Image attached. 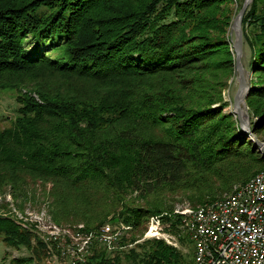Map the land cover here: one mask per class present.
Masks as SVG:
<instances>
[{
  "label": "trees",
  "instance_id": "trees-1",
  "mask_svg": "<svg viewBox=\"0 0 264 264\" xmlns=\"http://www.w3.org/2000/svg\"><path fill=\"white\" fill-rule=\"evenodd\" d=\"M231 2L0 0V102L10 91L18 104L0 130V238L33 253L13 264H42L48 255L34 229L6 213V194L26 199L32 183L51 185L59 225L83 221L82 230L109 233V218L124 221V247L152 215L166 213L163 229L192 246L172 200L211 204L264 169V154L223 96L236 71ZM243 33L252 73L246 102L260 138L264 0L252 1ZM102 248L90 262L192 263L163 239L112 256Z\"/></svg>",
  "mask_w": 264,
  "mask_h": 264
},
{
  "label": "built area",
  "instance_id": "built-area-1",
  "mask_svg": "<svg viewBox=\"0 0 264 264\" xmlns=\"http://www.w3.org/2000/svg\"><path fill=\"white\" fill-rule=\"evenodd\" d=\"M128 225L124 221L109 220L102 229ZM46 228L49 234H43L42 240L50 241V246L64 235L50 225ZM181 228L194 240L192 264H264V174L253 182L252 187L238 192L237 198L220 207L215 220L206 221L205 209L203 212H191L181 216ZM82 235L91 234L85 230L75 231L74 242H68L67 247L64 244L62 254L67 256V264H94L90 258H86V251L73 250V243H80ZM97 241L98 237L92 236L86 250H95ZM175 243L180 244L179 241ZM107 245V254L113 255L112 245L116 243ZM48 251L52 260L58 258L52 246Z\"/></svg>",
  "mask_w": 264,
  "mask_h": 264
},
{
  "label": "rangeland",
  "instance_id": "rangeland-1",
  "mask_svg": "<svg viewBox=\"0 0 264 264\" xmlns=\"http://www.w3.org/2000/svg\"><path fill=\"white\" fill-rule=\"evenodd\" d=\"M244 3H245V0H232L231 5H230L231 6V13H232V20H231V23H230V26L228 29L227 36H228V39L231 43V46H232V49L234 50V52H235V43H236V29L234 27V22L236 20L237 15L241 11ZM250 5H249L248 9L250 8ZM248 9L246 10V12L248 11ZM246 12H245V14H246ZM243 18H244V16H243ZM242 29H243V19H242ZM44 46H45L44 49H48V50L51 49V46L49 44H45ZM235 59H236V54H235ZM249 61H250V49H249L247 43L244 41V53L242 56V62L244 64L245 69L247 70V73L251 72L249 70ZM250 74H252V73H250ZM238 88H239V80H238V72L236 69L234 75L229 79L227 87L223 90V96H224L225 100H227L230 103V105L228 106V110L230 109L233 111V109H234L233 103H234V98L236 96ZM17 106H18V104L15 100V95L13 92H10V91L2 92L1 102H0V130L11 124L10 118L16 113ZM246 108H247V111L249 112L248 105ZM249 115H250V112H249ZM250 120H251V118H250ZM259 137L260 138H258V140L264 142V130H262L259 133ZM261 172H264V169L259 170L254 175H257L258 173H261ZM247 182H245V183H247ZM245 183L239 184V185L237 184L232 189L231 192H233L235 189L239 188L240 186L244 185ZM50 186L51 185L48 184L47 188H46V187L41 186L40 184L32 183V185H30L29 187L26 188V191L28 194V197H26V199L20 198V199L16 200L9 193H7L5 196V202H7L9 204V208H10V211L6 212V213L11 215L15 221H17L19 223L23 222V223L28 224V226L33 228L35 234L37 236H39L41 239L43 238L42 237L43 234H49V231L46 228L49 225H50V227L57 226V227L62 228V229H59L58 232H60L62 234H67L68 236L71 233H73L74 229L77 228L78 226H80V225L84 226L83 221H81L80 224H78V226L77 225L70 226V225H68L69 223H66L64 225H59L54 221L52 213L50 211L52 208L51 207L52 205H50L51 199L49 200V198L47 197V190L50 189ZM227 195H229V194H225L222 197L217 198L215 200H220L221 198H225ZM3 199L4 198H2V196L0 195V202ZM172 201L175 203L174 214L178 213L181 216L186 211H188L190 209L197 208V207L193 208L190 205L189 201L186 198H184L183 196H178V197L176 196L175 199H173ZM21 207H22V209H20ZM164 214H166V213H164ZM163 215H159V214L155 215V216L152 215L156 218H159V220H160V228H159V231L156 232L155 236H153L152 234H149L150 220L152 217L151 216L149 221H148V224H147L146 232H144L143 235L140 238H138V240H136L133 243L132 242L126 243L125 246L127 245V247H125V246L123 247V245L120 242V245L117 246V248H114L112 250L113 251L115 250L114 252L120 250V252H118V253H121L122 250H124L126 248L134 247L135 244H137L139 242L141 243L145 239L157 238V239H163L168 244L180 248L182 250V252L186 255L187 261L188 262L191 261L192 254H193V249H192L193 242H192V246L189 244V242H186L185 245L178 243L179 246H176L175 242L178 241V238H177L178 236L174 235L171 232H166L163 229V218H162ZM109 220H111V219L109 218ZM180 228H181V226H180ZM54 229H55V227H54ZM112 230H117L116 232H122V234H123L122 228H114V226H112V227L109 226V231H110L109 233H114V232H111ZM61 236H63V235H61ZM126 236H129V235H124L122 238L123 241H124ZM169 239H170V242H172V243H169L167 241ZM44 242L46 245L43 248L44 252H48V249L52 246V248L54 249V252L56 253L58 258H53V260H52L50 254L48 253V255H47V253H46L44 258L42 259V264H65L68 258L66 255L62 254V251L65 248L64 244L66 246V245H68V242H65V240L63 238L61 240L59 239L58 245L51 244V246H50V241H44ZM55 246H57V247H55ZM100 248H102V247H100ZM102 249H104V248H102ZM31 254H33L32 251L27 249L26 247L15 248V247L8 246L3 241V239L0 238V264H13V261H12L13 258L18 257V256H28ZM114 254L116 255L117 253H114ZM108 256H112V255H108ZM96 262H94V264H97ZM119 264H128V263H127L126 259H124ZM185 264H187V263H185Z\"/></svg>",
  "mask_w": 264,
  "mask_h": 264
},
{
  "label": "bare ground",
  "instance_id": "bare-ground-1",
  "mask_svg": "<svg viewBox=\"0 0 264 264\" xmlns=\"http://www.w3.org/2000/svg\"><path fill=\"white\" fill-rule=\"evenodd\" d=\"M243 114H245V110H244ZM236 116H237V114H236ZM263 174H264V172L258 173L251 180H249L247 183L240 186L239 188L235 189L231 194L227 195L225 198H221L220 200H217V201H215L211 204L205 205V206H199L197 208L190 209V210L186 211L183 214V216H187L191 212H203L205 209L206 221L215 220V215H217L218 209L220 207H223L227 203L233 201L234 198H237L238 192H244L249 187H252L253 182L257 179L262 178ZM54 227H55V229H58V230L62 229V228L57 227V226H54ZM82 228H83V226H79L77 229H74L73 233H71L69 236L67 234H64L63 236H59V239L61 240L63 238L65 240V242H74L75 231L82 230ZM159 228H160L159 218H156L154 216L151 217L149 234H152L153 236H155L156 232L159 231ZM88 233H90L91 235H82L80 237V243H73V250L75 252H85L86 251V258H90V256L93 253V250H86V245H90V243L92 242V236L98 237L97 247L108 248L107 243H116V245H112V249L117 248V246L120 245L121 237H122V232L95 233V232H89L88 231ZM105 236H107V241H105ZM191 241L193 242V247H194V240H191ZM55 243L58 245L57 241H55ZM53 245H54V242H53ZM48 253H49V251H48ZM65 264H67V263H65Z\"/></svg>",
  "mask_w": 264,
  "mask_h": 264
},
{
  "label": "water",
  "instance_id": "water-1",
  "mask_svg": "<svg viewBox=\"0 0 264 264\" xmlns=\"http://www.w3.org/2000/svg\"><path fill=\"white\" fill-rule=\"evenodd\" d=\"M253 0H245V3L236 17L234 22V27L236 29V43H235V54H236V69L238 72L239 88L234 98L233 111L237 114L241 128L245 132H250L255 138L256 144L259 146L260 150L264 153V142L258 140L256 135L253 133L251 128V120L249 112L247 111L246 98L249 94L251 88V72L247 73L242 62V56L244 53V33L242 29V19L248 9L249 5ZM245 110V114L244 113Z\"/></svg>",
  "mask_w": 264,
  "mask_h": 264
}]
</instances>
